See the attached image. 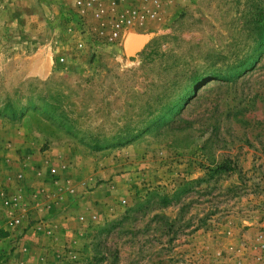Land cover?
<instances>
[{"label": "rangeland", "instance_id": "374dc122", "mask_svg": "<svg viewBox=\"0 0 264 264\" xmlns=\"http://www.w3.org/2000/svg\"><path fill=\"white\" fill-rule=\"evenodd\" d=\"M114 1L0 23V264H264V0Z\"/></svg>", "mask_w": 264, "mask_h": 264}, {"label": "built area", "instance_id": "2783aa9c", "mask_svg": "<svg viewBox=\"0 0 264 264\" xmlns=\"http://www.w3.org/2000/svg\"><path fill=\"white\" fill-rule=\"evenodd\" d=\"M134 1L136 3V8L134 9L132 14H129L127 16L123 15L125 17H122V18L119 17L118 19L113 21L112 29L108 33L109 40L114 41L119 38L123 39L124 37H126L128 30L132 26H134L136 17L139 18V20L142 22L143 20L147 18L146 17L147 11L149 9L151 10V8H155V7L162 5L161 3H164L165 0H134ZM98 2L99 0H86L85 1V3L88 6H92L93 3H98ZM78 3L79 5L82 6L83 1L79 0ZM112 3L116 4L115 1H113ZM150 13H151L150 14L151 17H154V15L156 14L154 10H151ZM101 34H104V32L102 31ZM262 227H263V232H264V222L262 224Z\"/></svg>", "mask_w": 264, "mask_h": 264}, {"label": "water", "instance_id": "95a60500", "mask_svg": "<svg viewBox=\"0 0 264 264\" xmlns=\"http://www.w3.org/2000/svg\"><path fill=\"white\" fill-rule=\"evenodd\" d=\"M150 34L129 32L124 39V51L126 55H135L149 41Z\"/></svg>", "mask_w": 264, "mask_h": 264}, {"label": "crops", "instance_id": "0c3cea01", "mask_svg": "<svg viewBox=\"0 0 264 264\" xmlns=\"http://www.w3.org/2000/svg\"><path fill=\"white\" fill-rule=\"evenodd\" d=\"M78 1L79 0H75V7L78 8ZM83 4L82 6L85 7L87 4L85 3L86 0H82ZM104 1H109V4H104ZM114 0H99L98 3H93V5L91 6L92 8L96 9V8H100L102 6H106V5H111V3ZM12 2V1H11ZM11 2L10 0H0V23L3 21V19L7 18L10 15V9L15 8V7H11ZM64 0H62V4H63ZM66 4V2H64ZM21 14V13H20ZM36 67L42 69V67L38 64L35 65V69Z\"/></svg>", "mask_w": 264, "mask_h": 264}, {"label": "trees", "instance_id": "16d2710c", "mask_svg": "<svg viewBox=\"0 0 264 264\" xmlns=\"http://www.w3.org/2000/svg\"><path fill=\"white\" fill-rule=\"evenodd\" d=\"M264 40V36L262 37V39H261V41H263ZM263 43H264V41H263ZM245 65H246V62L245 61H240L238 64H236L235 66H234V68H244L245 67ZM189 90H190V86H189ZM196 92V90L195 89H193V92ZM187 96V95H186ZM183 96H181V98H182ZM225 167V166H224Z\"/></svg>", "mask_w": 264, "mask_h": 264}, {"label": "bare ground", "instance_id": "6f19581e", "mask_svg": "<svg viewBox=\"0 0 264 264\" xmlns=\"http://www.w3.org/2000/svg\"><path fill=\"white\" fill-rule=\"evenodd\" d=\"M195 84H196V83H195ZM192 92H193V88L188 92V94H186L187 97L190 96V94H192Z\"/></svg>", "mask_w": 264, "mask_h": 264}]
</instances>
